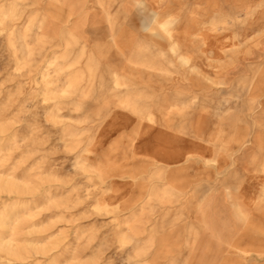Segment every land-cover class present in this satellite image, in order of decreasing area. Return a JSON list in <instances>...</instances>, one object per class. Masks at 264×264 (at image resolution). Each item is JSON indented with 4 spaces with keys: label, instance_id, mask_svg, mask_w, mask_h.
<instances>
[{
    "label": "rangeland",
    "instance_id": "1",
    "mask_svg": "<svg viewBox=\"0 0 264 264\" xmlns=\"http://www.w3.org/2000/svg\"><path fill=\"white\" fill-rule=\"evenodd\" d=\"M149 8L0 0V264H264V0Z\"/></svg>",
    "mask_w": 264,
    "mask_h": 264
},
{
    "label": "clouds",
    "instance_id": "2",
    "mask_svg": "<svg viewBox=\"0 0 264 264\" xmlns=\"http://www.w3.org/2000/svg\"><path fill=\"white\" fill-rule=\"evenodd\" d=\"M136 8L142 16L147 13V16L141 22L140 32L156 38L161 36L171 37L172 30L178 21L171 18L161 20L159 13L149 8V0H136ZM145 19H147V23Z\"/></svg>",
    "mask_w": 264,
    "mask_h": 264
},
{
    "label": "bare ground",
    "instance_id": "3",
    "mask_svg": "<svg viewBox=\"0 0 264 264\" xmlns=\"http://www.w3.org/2000/svg\"><path fill=\"white\" fill-rule=\"evenodd\" d=\"M0 246H1V242H0Z\"/></svg>",
    "mask_w": 264,
    "mask_h": 264
}]
</instances>
